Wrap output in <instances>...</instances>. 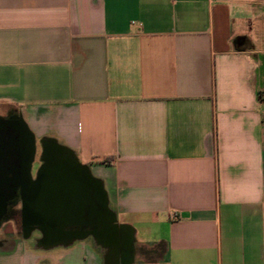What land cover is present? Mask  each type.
I'll return each mask as SVG.
<instances>
[{"label":"crops","instance_id":"1","mask_svg":"<svg viewBox=\"0 0 264 264\" xmlns=\"http://www.w3.org/2000/svg\"><path fill=\"white\" fill-rule=\"evenodd\" d=\"M0 106L111 219L0 264H264V0H0Z\"/></svg>","mask_w":264,"mask_h":264},{"label":"water","instance_id":"2","mask_svg":"<svg viewBox=\"0 0 264 264\" xmlns=\"http://www.w3.org/2000/svg\"><path fill=\"white\" fill-rule=\"evenodd\" d=\"M21 203L24 226L43 228L48 234L62 227L83 222L87 207L93 205L96 189L90 179L81 176L75 159L62 147L50 141L42 143V166L32 179L31 165L35 156V140L23 124Z\"/></svg>","mask_w":264,"mask_h":264},{"label":"flooded vegetation","instance_id":"3","mask_svg":"<svg viewBox=\"0 0 264 264\" xmlns=\"http://www.w3.org/2000/svg\"><path fill=\"white\" fill-rule=\"evenodd\" d=\"M23 123L15 110L0 114V229L7 223L20 218L22 225V153L24 152ZM83 222L62 227L58 233L79 234L103 229L111 222L110 215L103 210L98 220L93 205L87 207ZM57 233V234H58ZM4 243L0 240V244Z\"/></svg>","mask_w":264,"mask_h":264},{"label":"rangeland","instance_id":"4","mask_svg":"<svg viewBox=\"0 0 264 264\" xmlns=\"http://www.w3.org/2000/svg\"><path fill=\"white\" fill-rule=\"evenodd\" d=\"M10 108L0 106V114H5ZM37 145L35 146V156L31 165V176L34 177L38 173L40 169V165L42 164V149L40 145V139L36 141ZM23 225V221H22ZM20 218H17L16 221H11L5 224L0 229V240H3L6 245H9L12 241L16 240L17 237L21 236L20 228H21Z\"/></svg>","mask_w":264,"mask_h":264}]
</instances>
